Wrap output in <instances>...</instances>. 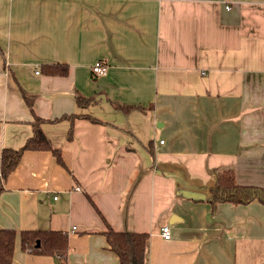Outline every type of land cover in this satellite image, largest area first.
Segmentation results:
<instances>
[{"label":"crops","instance_id":"crops-1","mask_svg":"<svg viewBox=\"0 0 264 264\" xmlns=\"http://www.w3.org/2000/svg\"><path fill=\"white\" fill-rule=\"evenodd\" d=\"M36 117L62 162L3 179ZM228 168L264 187V0H0V228L65 232L67 264H119L109 228L148 234L144 264H264V204L208 200ZM11 264L57 257L17 235Z\"/></svg>","mask_w":264,"mask_h":264},{"label":"trees","instance_id":"trees-1","mask_svg":"<svg viewBox=\"0 0 264 264\" xmlns=\"http://www.w3.org/2000/svg\"><path fill=\"white\" fill-rule=\"evenodd\" d=\"M43 70L48 74L65 75L67 66L45 64ZM24 94L25 99L29 101L30 96ZM89 100L84 96L77 98V102L81 106L86 105ZM114 106L125 112L134 108L132 105L121 102H114ZM91 118L97 120L94 117ZM44 120L41 117L35 118L32 122L33 135L26 140L23 146L18 149H4L2 151L1 176L3 179L13 171L24 150H50L58 161L62 162L59 149L53 147L41 128V123ZM254 199L264 204V187L238 184L235 181L234 171L229 168L220 170L215 184L208 189V200L213 208L219 202L230 201L235 204H246ZM104 234L110 250L118 255L119 264H144L147 233L115 231L109 228ZM17 235L23 251L39 255H51L57 257V264H67L66 256L69 249L67 234L61 230L40 228L20 231L14 228H0V264H11L13 262ZM37 240L40 241L39 245H37Z\"/></svg>","mask_w":264,"mask_h":264},{"label":"built area","instance_id":"built-area-1","mask_svg":"<svg viewBox=\"0 0 264 264\" xmlns=\"http://www.w3.org/2000/svg\"><path fill=\"white\" fill-rule=\"evenodd\" d=\"M226 8H229V5L226 6ZM92 71L97 76L103 75L107 71V65L103 63L101 60L95 61V63L92 65ZM38 73V71H37ZM162 142V140H161ZM75 226L72 227L73 230H75ZM160 233L163 236L164 239H170L171 237V231L169 225L165 224L160 227Z\"/></svg>","mask_w":264,"mask_h":264},{"label":"water","instance_id":"water-1","mask_svg":"<svg viewBox=\"0 0 264 264\" xmlns=\"http://www.w3.org/2000/svg\"><path fill=\"white\" fill-rule=\"evenodd\" d=\"M198 194H199V193H197V192H192V193H191V197L195 198V196H198ZM195 199H196V198H195ZM39 244H40V241L37 240V245H39Z\"/></svg>","mask_w":264,"mask_h":264}]
</instances>
